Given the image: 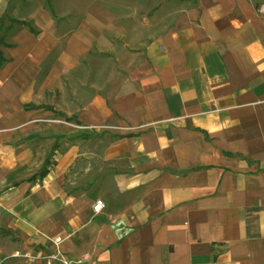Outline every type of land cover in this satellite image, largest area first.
Segmentation results:
<instances>
[{
    "label": "crops",
    "instance_id": "1",
    "mask_svg": "<svg viewBox=\"0 0 264 264\" xmlns=\"http://www.w3.org/2000/svg\"><path fill=\"white\" fill-rule=\"evenodd\" d=\"M22 2L0 0V254L264 264V0ZM49 117L118 130L90 148Z\"/></svg>",
    "mask_w": 264,
    "mask_h": 264
},
{
    "label": "rangeland",
    "instance_id": "2",
    "mask_svg": "<svg viewBox=\"0 0 264 264\" xmlns=\"http://www.w3.org/2000/svg\"><path fill=\"white\" fill-rule=\"evenodd\" d=\"M50 1L51 0H33V3L30 4L29 6H27V3L26 0H23V6L21 8V14H19L18 16L20 17H23V16H29L31 13L32 15H34L35 19L37 18V16H41V10L43 11V13H47V14H50L49 12H51L50 10ZM46 15V14H45ZM9 19V17L7 18V20ZM15 20L14 18H11V20L9 21H13ZM8 23L6 22L5 25H8ZM17 24V25H16ZM16 27H20V25H23V23H19V22H16ZM3 26L2 24L0 25V32L1 34H3ZM3 30H2V29ZM11 29L13 30V28L11 27ZM6 30V29H5ZM5 33V31H4ZM37 125H38V128H37V131L40 133V134H48V135H62V134H67L68 132H73V131H76L78 132L79 130L77 129L80 125H73V124H70L69 126H65L63 124H59L58 122H55L54 120H52V118H40L37 120ZM81 129H85L84 131H87V132H92V137L91 138H87L86 139V142H87V145L90 146V148L93 147V143L95 142L94 141V138L96 136L94 135H98L100 134V132H104V134L106 135L105 136V139L106 140H109V137H107V135L110 133V132H116L118 130V127H113V125H110V124H102V125H92V126H86V127H79ZM107 141H105L106 143ZM47 153V151H46ZM5 227L6 225L4 224H1L0 223V231L2 232H6L5 230ZM1 234H4V233H1ZM3 238H5L6 236L2 235ZM19 240V239H17ZM9 244L12 245V242L10 240L7 241ZM21 245L19 248H17L19 250L20 253H22V251L20 250H23L25 248H33L35 246H30L29 244H27V242H25L24 240H21ZM13 252H8L6 254H0V259L2 258H6V260L3 262V264H21L20 260H17V259H14L12 257H9L10 255H12ZM27 264V263H26ZM34 264V263H32ZM35 264H43L42 261H37L35 262Z\"/></svg>",
    "mask_w": 264,
    "mask_h": 264
},
{
    "label": "built area",
    "instance_id": "3",
    "mask_svg": "<svg viewBox=\"0 0 264 264\" xmlns=\"http://www.w3.org/2000/svg\"><path fill=\"white\" fill-rule=\"evenodd\" d=\"M259 13L264 15V5L259 8ZM104 205L100 200L95 201L92 206V212L95 217H99L103 214ZM62 240L60 237L53 239L50 244L53 249H57L61 244ZM18 257V255H16ZM24 258L34 261L39 260L43 261L44 264H71L70 262L66 261L65 259L61 258L57 253H53V251H48L47 253H43L41 251H31L29 254H24ZM1 264V263H0Z\"/></svg>",
    "mask_w": 264,
    "mask_h": 264
},
{
    "label": "trees",
    "instance_id": "4",
    "mask_svg": "<svg viewBox=\"0 0 264 264\" xmlns=\"http://www.w3.org/2000/svg\"><path fill=\"white\" fill-rule=\"evenodd\" d=\"M23 25L28 26L26 23H23ZM3 61H4L3 57L0 53V65L2 64ZM32 108H34V107H32ZM49 167H50V156H47L45 161H44L42 168L40 169V171L37 174H35L34 176H32L29 179V181H35V180L41 181L46 176V174L48 173Z\"/></svg>",
    "mask_w": 264,
    "mask_h": 264
}]
</instances>
